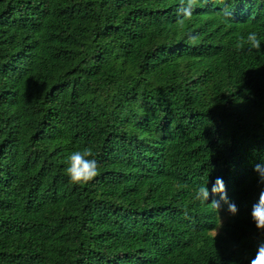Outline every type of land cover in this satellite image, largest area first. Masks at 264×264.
Instances as JSON below:
<instances>
[{"label":"trees","instance_id":"trees-1","mask_svg":"<svg viewBox=\"0 0 264 264\" xmlns=\"http://www.w3.org/2000/svg\"><path fill=\"white\" fill-rule=\"evenodd\" d=\"M230 4L0 0V264H250L264 0ZM86 148L99 175L74 184Z\"/></svg>","mask_w":264,"mask_h":264},{"label":"clouds","instance_id":"clouds-1","mask_svg":"<svg viewBox=\"0 0 264 264\" xmlns=\"http://www.w3.org/2000/svg\"><path fill=\"white\" fill-rule=\"evenodd\" d=\"M222 4V15L227 20L232 18L233 10L230 4V0H219ZM202 0H179V6L177 8V17L183 22L184 20H190L194 14L195 9L200 6ZM190 39H196L195 36H191ZM246 43L250 49L260 50L262 46V40L259 38L258 33L255 31L250 32L243 44ZM94 153L90 148L84 150H77L72 152L67 160L68 167L66 174L70 181L74 184H87L94 180L99 175V162L93 158ZM254 170L259 174V183L264 184V164H257ZM215 193H222L221 198L226 202L228 200L225 189V184L222 179L217 178L215 185L212 189ZM208 186H202L197 191V199L201 201H208L209 198ZM217 207L218 204L216 203ZM229 212L233 215L238 213V207L235 203L229 202ZM252 218L256 223V226L260 230H264V190L259 193L258 202L253 205ZM250 264H264V243L260 244L257 249L255 258L251 259Z\"/></svg>","mask_w":264,"mask_h":264}]
</instances>
